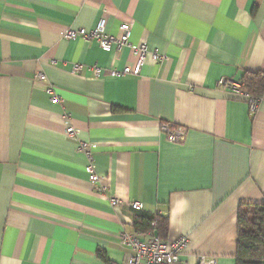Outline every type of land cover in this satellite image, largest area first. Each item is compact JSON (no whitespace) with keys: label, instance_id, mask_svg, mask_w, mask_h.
Returning <instances> with one entry per match:
<instances>
[{"label":"crops","instance_id":"1","mask_svg":"<svg viewBox=\"0 0 264 264\" xmlns=\"http://www.w3.org/2000/svg\"><path fill=\"white\" fill-rule=\"evenodd\" d=\"M100 18L147 45L138 76L108 75L134 65L130 47L63 37ZM246 73L264 74V0H0V264H124L120 232H150L134 230L137 212L165 220L166 241L187 238L186 264H235L238 206L264 201V92L251 113L218 81Z\"/></svg>","mask_w":264,"mask_h":264},{"label":"built area","instance_id":"2","mask_svg":"<svg viewBox=\"0 0 264 264\" xmlns=\"http://www.w3.org/2000/svg\"><path fill=\"white\" fill-rule=\"evenodd\" d=\"M105 27L106 20L104 18H100L92 29H66L63 33V37L67 40L80 38L87 42L94 41L98 47L105 52H110L113 48L120 50L125 46L130 47L133 54L136 56V62L134 65L126 66L121 70L111 69L108 71V75L113 78L127 75L138 76L149 52L147 45L145 43H141L137 46H130L128 43L130 26L126 23H121L119 25V31L121 33L119 37L108 34L105 31ZM150 56L154 61H159L164 58L158 55L155 51L151 52ZM83 68L84 66L81 64L73 65V71L75 73L80 72ZM90 69L95 76H99L102 73L101 68L95 65ZM36 79L40 82L47 83L45 75L42 73H38ZM218 85L235 95L237 98L244 100L249 107V111L251 113L255 112L259 99L245 93L243 91L242 82L220 79L218 81ZM45 91L48 94L53 93L52 86L49 83L46 84ZM51 102L56 104L59 103L60 100L53 96ZM163 130L166 131V136L169 142L178 143L183 140L184 133L181 128L170 129L167 126H164ZM64 134L65 137L70 140H77L73 126L68 122L65 123ZM93 147V143L83 141L79 142V149L83 151L88 159V164L85 167L88 180L91 184L96 185L100 183V179L95 171V164L92 160L91 149ZM109 202L113 207H118L122 204V202L115 197H111ZM124 204L136 211H140L142 209V205L137 201H128ZM156 229L157 221L154 220L151 223V231L145 239H142L139 234L127 233L125 231L120 232L119 239L121 244L130 250V254L125 259L124 264H186L181 260V256L185 252L187 238L181 236L172 241H166L154 234ZM195 264H217V261L213 257H206L202 255L197 257Z\"/></svg>","mask_w":264,"mask_h":264},{"label":"trees","instance_id":"3","mask_svg":"<svg viewBox=\"0 0 264 264\" xmlns=\"http://www.w3.org/2000/svg\"><path fill=\"white\" fill-rule=\"evenodd\" d=\"M242 83L245 93L260 99L264 92V74L246 73ZM154 220L157 221L155 232L163 238L167 231L166 221L147 212H137L134 230L149 232ZM235 264H264V201L238 206Z\"/></svg>","mask_w":264,"mask_h":264}]
</instances>
